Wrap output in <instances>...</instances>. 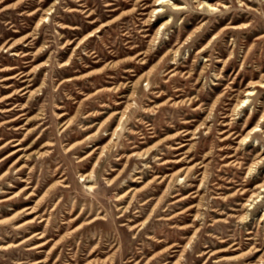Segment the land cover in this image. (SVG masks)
I'll return each instance as SVG.
<instances>
[{
  "label": "rangeland",
  "instance_id": "1",
  "mask_svg": "<svg viewBox=\"0 0 264 264\" xmlns=\"http://www.w3.org/2000/svg\"><path fill=\"white\" fill-rule=\"evenodd\" d=\"M207 1L0 0V264H264V0Z\"/></svg>",
  "mask_w": 264,
  "mask_h": 264
},
{
  "label": "bare ground",
  "instance_id": "2",
  "mask_svg": "<svg viewBox=\"0 0 264 264\" xmlns=\"http://www.w3.org/2000/svg\"><path fill=\"white\" fill-rule=\"evenodd\" d=\"M170 0H154V3H153V8H152V10H151V12H150V15H149V17L151 18V17H155V15H157V14H159V13H161L162 11H163V9H162V5L163 4H165L166 2H169ZM198 3L197 5L198 6H200V5H202V7L203 8H205L207 11H209V12H213V11H216V10H218V8L221 6V7H224L223 5H222V3L221 2H216L215 4H211L210 2H208L207 0H194V3ZM241 2V1H240ZM262 6H263V4H262ZM187 8H186V6L185 5H183V4H177V3H175V2H173V3H171V10L173 11V12H176V13H182L184 10H186ZM53 11V10H52ZM49 13H50V11H49ZM243 18V17H242ZM236 19V18H235ZM242 20V19H241ZM49 21V18H47V17H44V18H42L41 20H39V22L37 23V27L38 26H40L42 23H47ZM170 22H171V20H167V21H165L164 23H162L161 25H160V27L158 28V30H157V32H156V34H155V37L157 36V35H159V33H160V30L161 29H164L166 26H168L169 24H170ZM244 28H246L245 26H244V24H241V25H234L233 24V22L232 23H230V25L228 26V27H226L225 28V31H227V30H240V29H244ZM199 29H200V27L199 28H197V29H195L192 33H190L189 35H188V37L185 39V41L183 42V45H185L187 42H191V40L193 39V36H194V34L195 33H198V31H199ZM155 37H154V41H155ZM5 50H13L14 49V46L11 44V45H8V46H6L5 48H4ZM206 50L203 48L200 52H205ZM179 53V49L178 50H176L175 51V55H177ZM13 55L14 56H21V57H26L27 56V54H23V55H18V53H16V52H13ZM11 70V69H10ZM15 72V71H14ZM11 74V73H10ZM20 80L21 79H23L22 80V82H25V80H24V78L27 76V74H24V73H20V74H18V75H16ZM17 77H15V76H9L8 78H4L3 80H2V82H6V81H9V80H12V79H16ZM138 82L139 81H137V83L136 84H138ZM20 84V83H19ZM149 84H147V86H148ZM256 87H261V88H264V75L263 76H261L260 77V79L259 80H257V81H255V82H251L249 85H248V87H247V89L248 90H246V95L240 100V101H238L237 102V104L234 106V108H233V111H232V113H234V112H236V111H238V109L242 106V107H244V106H247V104H248V102H249V99H251L250 97L254 94V91H255V88ZM21 93H23V95H25V94H27V93H29V91L27 90V87H24V88H22L21 89V91H20ZM10 97H7L6 99H9ZM2 101H0V103H1ZM80 105V104H79ZM130 107H131V105L129 104L125 109L126 110H128V109H130ZM3 108V107H2ZM125 110V111H126ZM8 111H10V110H7V111H0V113H4V112H8ZM125 111L123 112V113H121L120 115H121V117H120V119H119V121H118V124H117V126H116V128L114 129V131H113V134L112 135H117L118 134V130H122L123 129V120H124V117L126 116L125 115ZM114 113V112H113ZM113 113H111V115L113 114ZM247 114V113H246ZM254 114V113H253ZM256 114V113H255ZM59 116V115H58ZM61 116H63V115H61ZM15 120L16 119H14V120H11V121H9V122H7V123H12V122H15ZM250 122V121H249ZM264 125V113L262 114V116L260 117V119L258 120V122H257V124L251 129V130H249L248 132H247V134L239 141V144H244L246 141H248L251 137H252V135H255L256 134V132L257 131H261L262 130V126ZM28 126V125H27ZM187 134V133H186ZM185 134V135H186ZM115 137V136H114ZM255 142H256V140H255ZM18 145V143L17 144H15V145H13V146H17ZM181 146H183V145H181ZM4 147V146H3ZM74 147V146H73ZM72 148V147H71ZM105 148H107V146L106 147H104L103 149H105ZM180 148V147H179ZM19 151V150H18ZM18 151H15V152H13V153H11V154H9L8 156H11V155H13V154H15L16 152H18ZM7 156V157H8ZM262 160V159H261ZM264 160V159H263ZM260 162V160H257V161H255V162H253L251 165H250V167H249V172H251L252 170H254V168L258 165V163ZM97 163V162H96ZM95 166V165H94ZM94 171L93 170H91V172L88 174V175H85L84 176V180H87V182L88 183H90L89 185H87V188L89 189V190H93V189H95V184H93V183H91L92 182V180H93V178H94ZM57 176V175H56ZM118 175H116V177H117ZM181 178V177H180ZM113 179H114V177H113ZM178 181L180 182V180H179V178H178ZM258 189H261V192L260 193H257L256 191H254V192H252L251 193V195H250V197L248 198V200L246 201V203L244 204V207L245 206H251L252 205V202H254V200L256 199V200H258L261 196H262V193H264V181L260 184V185H258V187L255 189V190H258ZM127 193H125V195H126ZM245 194V193H244ZM13 197V196H12ZM44 197V196H43ZM42 197V198H43ZM125 198H127V197H125ZM5 201H8V200H5ZM258 201H260V200H258ZM0 202H4V201H0ZM124 202V201H123ZM248 204V205H247ZM123 216H125V215H121L120 217H123ZM247 217H246V215H243V216H241V220H245ZM99 220H102V219H99V218H96V219H94V221H92V222H96V221H99ZM145 222V221H144ZM143 224V223H142ZM122 226H126V225H122ZM142 227V226H141ZM134 230V227H129V231H133ZM194 235V234H193ZM42 246V245H41ZM40 246V247H41ZM259 251V250H258ZM213 255V254H212ZM211 255V256H212ZM39 263V262H38ZM37 263V264H38ZM176 263H178V262H176Z\"/></svg>",
  "mask_w": 264,
  "mask_h": 264
}]
</instances>
